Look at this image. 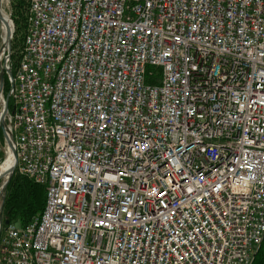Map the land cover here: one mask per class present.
<instances>
[{"label":"built area","instance_id":"2783aa9c","mask_svg":"<svg viewBox=\"0 0 264 264\" xmlns=\"http://www.w3.org/2000/svg\"><path fill=\"white\" fill-rule=\"evenodd\" d=\"M26 15L7 123L16 172L47 197L3 227L0 264H253L264 0H28Z\"/></svg>","mask_w":264,"mask_h":264},{"label":"trees","instance_id":"16d2710c","mask_svg":"<svg viewBox=\"0 0 264 264\" xmlns=\"http://www.w3.org/2000/svg\"><path fill=\"white\" fill-rule=\"evenodd\" d=\"M13 20L16 25L15 36L13 37L12 59L14 72H16L20 61V52L25 38L26 17L28 10L27 0H14L12 3ZM0 43H1V28H0ZM157 72H160L157 69ZM10 82L5 75L4 97L10 93ZM10 112L13 110V103L10 105ZM0 145H4L2 132L0 131ZM4 152H0L1 161L4 160ZM13 176L12 180L6 188V198L3 205L4 222H9L10 225L17 224L19 227H26L31 224L36 218L42 216L47 197V188L34 182L32 179L19 175ZM4 229L7 226H4ZM253 264H264V240L258 250Z\"/></svg>","mask_w":264,"mask_h":264},{"label":"water","instance_id":"95a60500","mask_svg":"<svg viewBox=\"0 0 264 264\" xmlns=\"http://www.w3.org/2000/svg\"><path fill=\"white\" fill-rule=\"evenodd\" d=\"M6 10L3 9L2 0H0V28H1V45H0V96L4 97V86H5V75H7L9 82H10V93L5 98L2 108L0 109V131L2 132L3 139L8 147V152L12 155V162L8 170L7 177H1L0 181V238L3 229V225H9V222H4L3 216V205L6 198V188L10 181L12 180L13 176L16 175V167L18 164L17 158V147L15 143V139L10 129L7 118L9 116L10 105L13 99V92L15 88V72L13 66V59H12V46H13V37L15 36L16 32V25L13 19L7 15L5 12Z\"/></svg>","mask_w":264,"mask_h":264},{"label":"rangeland","instance_id":"374dc122","mask_svg":"<svg viewBox=\"0 0 264 264\" xmlns=\"http://www.w3.org/2000/svg\"><path fill=\"white\" fill-rule=\"evenodd\" d=\"M13 1L14 0H5L4 1V3H3V9L4 10H6L5 12L7 13V15H9L12 19H13V16H12V14H13V8H12V3H13ZM27 2H28V0H27ZM14 21V20H13ZM0 45H1V43H0ZM4 152V154H5V157H4V160H2L1 161V159H0V165L2 164V162L3 163H5L6 162V159H7V157H8V147H7V145H6V143H5V141H4V145L1 147V145H0V152ZM1 183H2V181H0V187H1ZM2 202H1V198H0V204H1Z\"/></svg>","mask_w":264,"mask_h":264},{"label":"bare ground","instance_id":"6f19581e","mask_svg":"<svg viewBox=\"0 0 264 264\" xmlns=\"http://www.w3.org/2000/svg\"><path fill=\"white\" fill-rule=\"evenodd\" d=\"M4 1L5 0H2V3H4ZM12 155H11V153L10 152H8V157H7V159H6V162L5 163H3L2 162V164L0 165V178L1 177H7V172H8V170H9V167H10V165H11V162H12ZM4 226H6V225H4Z\"/></svg>","mask_w":264,"mask_h":264}]
</instances>
